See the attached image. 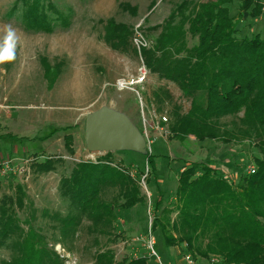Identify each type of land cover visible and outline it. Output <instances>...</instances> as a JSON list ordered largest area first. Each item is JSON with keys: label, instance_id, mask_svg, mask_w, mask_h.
Masks as SVG:
<instances>
[{"label": "trees", "instance_id": "16d2710c", "mask_svg": "<svg viewBox=\"0 0 264 264\" xmlns=\"http://www.w3.org/2000/svg\"><path fill=\"white\" fill-rule=\"evenodd\" d=\"M20 1L25 30L52 33L58 26L69 27V20L53 5ZM234 1L179 0L167 19L152 28L160 31L140 55L150 74L176 84L190 101L186 114L177 106L170 112L169 139L183 142L191 136L200 143H247L259 150L260 158L253 160L254 173H244L237 183L208 163H187L177 173L173 206L162 208L161 193L155 201L150 232L160 234L164 248L184 245L194 257L216 255L223 264H264V36L236 37L245 15L259 19L262 6L257 0H239L237 14L231 17L229 6ZM120 8L136 15L134 6L124 3ZM131 36L128 25L112 19L104 23L103 38L113 50H129ZM47 79L52 86L54 78ZM153 99L158 112L171 102L164 89H158ZM76 127L53 128L44 139L64 133L65 150L72 155L69 132ZM145 162L148 185L158 171L157 156L148 153ZM59 163L49 158L31 166L48 173ZM131 172L122 162L115 164L112 153L95 162L75 163L59 187L69 204L68 213L62 217L43 211L41 215L58 223L61 243L73 238L83 220L90 222V233L111 240L116 208L129 211L145 202L138 176ZM25 199L20 185L0 199V247L11 253L1 264H64L54 245L32 226L36 210ZM25 210L29 217L22 221L18 212ZM112 255L110 251L97 254L95 264H112ZM125 260V264H146L144 257Z\"/></svg>", "mask_w": 264, "mask_h": 264}, {"label": "rangeland", "instance_id": "374dc122", "mask_svg": "<svg viewBox=\"0 0 264 264\" xmlns=\"http://www.w3.org/2000/svg\"><path fill=\"white\" fill-rule=\"evenodd\" d=\"M178 1L43 0L69 20V27L58 26L52 33H43L24 29V6L20 0H0V46L11 29L15 53L13 60L0 64V199L4 194H13L15 185L23 188L25 203L36 210L32 226L54 245L64 264H95L96 255L106 251L113 254L112 264H125V259L143 257L146 264H184L186 255L198 264H208L212 259L222 263L216 255L208 259L194 257L184 245L166 249L160 234L150 232L155 201L161 193L162 208L173 206L177 173L187 163H208L237 183L241 175L248 174L249 168L255 170L253 160L260 158L259 150L247 143L223 145L200 143L191 136L183 142L168 138L170 112L177 106L181 114H186L190 101L176 84L149 73L133 37L138 31L145 48H150L160 31L152 28L167 19ZM124 3L137 9L135 16L120 8ZM238 6L239 0L229 6L231 17L236 16ZM51 14L55 18V13ZM110 19L130 26L129 50H113L105 43L104 23ZM256 34L264 36L262 12L257 20L245 15L237 26V38H253ZM126 66L132 68L125 69ZM142 68L145 78L136 84ZM49 75L54 78L52 86L47 79ZM119 80L133 84L122 89L118 87ZM158 89H164L171 98L160 112L153 99ZM104 108L125 115L143 140L139 148L111 153L115 164L122 162L138 176L145 202L129 211L116 208V238L112 235L108 240L90 233V222L83 220L73 238L61 243L58 223L41 214L46 211L50 216H65L69 204L60 195V180L69 176L75 163L95 162L106 154L90 151L86 146V118ZM74 125L76 129L69 132L73 139L72 155L65 150L64 133L44 139L53 128ZM148 153L157 156L158 171L147 185L145 158ZM49 158L60 160L55 171L39 173L31 166ZM18 217L23 221L29 213L18 212ZM151 237L154 238L152 246ZM10 256L9 249L0 247V264Z\"/></svg>", "mask_w": 264, "mask_h": 264}, {"label": "water", "instance_id": "95a60500", "mask_svg": "<svg viewBox=\"0 0 264 264\" xmlns=\"http://www.w3.org/2000/svg\"><path fill=\"white\" fill-rule=\"evenodd\" d=\"M142 144L138 131L122 113L104 108L86 118V146L90 151L111 153Z\"/></svg>", "mask_w": 264, "mask_h": 264}, {"label": "built area", "instance_id": "2783aa9c", "mask_svg": "<svg viewBox=\"0 0 264 264\" xmlns=\"http://www.w3.org/2000/svg\"><path fill=\"white\" fill-rule=\"evenodd\" d=\"M257 1H259L261 3V6H262L261 11H262V14H264V0L263 1L257 0ZM133 43H134L135 48L138 51H140L142 48L146 47V44H145V42L143 40V37L138 31H136V36L134 35V37H133ZM142 70H143V72H141L140 77L134 83H136V84L137 83H141L144 80V78H145V69L142 68L140 71H142ZM132 84H133V82L129 83V82H126L125 80H119L118 81V87L122 88V89L127 87V86H130ZM254 171H255L254 169L249 168L247 173L248 174H253ZM150 245L151 246L154 245V238H152V237H151ZM153 255H155V254L153 253ZM184 264H198V263L190 255H186L184 257ZM208 264H222V263L219 262L216 259H212V260L209 261Z\"/></svg>", "mask_w": 264, "mask_h": 264}, {"label": "clouds", "instance_id": "9594fccd", "mask_svg": "<svg viewBox=\"0 0 264 264\" xmlns=\"http://www.w3.org/2000/svg\"><path fill=\"white\" fill-rule=\"evenodd\" d=\"M13 31L9 29L8 36L3 44L0 46V64L9 62L14 59V44H13Z\"/></svg>", "mask_w": 264, "mask_h": 264}, {"label": "crops", "instance_id": "0c3cea01", "mask_svg": "<svg viewBox=\"0 0 264 264\" xmlns=\"http://www.w3.org/2000/svg\"><path fill=\"white\" fill-rule=\"evenodd\" d=\"M124 64H125V62H124ZM128 68H132V67L126 66L125 69H128ZM129 76H130V77H133L134 75H129Z\"/></svg>", "mask_w": 264, "mask_h": 264}, {"label": "bare ground", "instance_id": "6f19581e", "mask_svg": "<svg viewBox=\"0 0 264 264\" xmlns=\"http://www.w3.org/2000/svg\"><path fill=\"white\" fill-rule=\"evenodd\" d=\"M79 86H81L80 84H79ZM78 87V86H77ZM76 89V88H75ZM77 92V91H76Z\"/></svg>", "mask_w": 264, "mask_h": 264}]
</instances>
